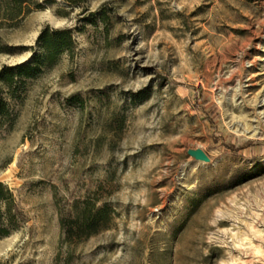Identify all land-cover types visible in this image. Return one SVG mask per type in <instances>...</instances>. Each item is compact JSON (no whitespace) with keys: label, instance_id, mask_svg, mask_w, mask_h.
I'll list each match as a JSON object with an SVG mask.
<instances>
[{"label":"rangeland","instance_id":"obj_1","mask_svg":"<svg viewBox=\"0 0 264 264\" xmlns=\"http://www.w3.org/2000/svg\"><path fill=\"white\" fill-rule=\"evenodd\" d=\"M37 2L0 31L25 47L0 70L47 26L77 48L6 98L0 181L22 214L0 264H264V0ZM87 198L113 223L67 241L61 211Z\"/></svg>","mask_w":264,"mask_h":264},{"label":"trees","instance_id":"obj_2","mask_svg":"<svg viewBox=\"0 0 264 264\" xmlns=\"http://www.w3.org/2000/svg\"><path fill=\"white\" fill-rule=\"evenodd\" d=\"M42 6L37 0H0V31L16 26L33 8ZM37 45L39 49L30 60L6 65L0 70V126L8 122L11 127L15 122L6 98H16L22 84L57 66L65 53L73 56L77 48L74 32L67 27L47 26L39 35ZM23 49V46L7 44L0 33V54H16ZM115 213L109 204L100 205L91 198L77 200L69 211H61L64 238L77 242L108 229ZM21 214L14 192L0 181V239L9 236L19 226Z\"/></svg>","mask_w":264,"mask_h":264},{"label":"water","instance_id":"obj_3","mask_svg":"<svg viewBox=\"0 0 264 264\" xmlns=\"http://www.w3.org/2000/svg\"><path fill=\"white\" fill-rule=\"evenodd\" d=\"M188 154L193 159H196V160H200V161H203V162H210L211 161V157L202 148H190L188 150Z\"/></svg>","mask_w":264,"mask_h":264}]
</instances>
